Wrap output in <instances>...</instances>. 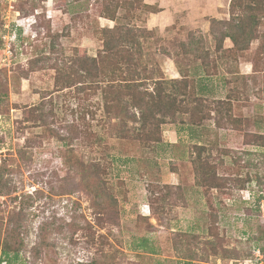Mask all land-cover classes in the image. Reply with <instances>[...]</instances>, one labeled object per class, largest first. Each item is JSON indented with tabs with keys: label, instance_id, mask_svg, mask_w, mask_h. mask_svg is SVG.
Listing matches in <instances>:
<instances>
[{
	"label": "rangeland",
	"instance_id": "1",
	"mask_svg": "<svg viewBox=\"0 0 264 264\" xmlns=\"http://www.w3.org/2000/svg\"><path fill=\"white\" fill-rule=\"evenodd\" d=\"M121 1L116 20L105 18ZM146 1L0 0V219L24 241L20 264H238L264 250V146L247 138L264 134L259 41L233 60L216 51L226 27L211 28L227 3ZM117 25L152 31L143 45L154 78L197 81L210 66L218 76L203 96L211 108L232 100L241 125L217 128L213 112L200 140L179 130L180 116L149 147L134 138L132 108L122 114L129 126L114 127L102 122L101 93L58 91L56 69L96 57L101 29ZM184 48L211 54L206 62ZM199 145L225 187L197 184Z\"/></svg>",
	"mask_w": 264,
	"mask_h": 264
},
{
	"label": "trees",
	"instance_id": "2",
	"mask_svg": "<svg viewBox=\"0 0 264 264\" xmlns=\"http://www.w3.org/2000/svg\"><path fill=\"white\" fill-rule=\"evenodd\" d=\"M107 1L116 2V0ZM228 1L230 19L213 18L211 22V28L214 25L226 27V31H223L217 40L216 51L236 60L240 52L250 50L253 43L259 41L257 53L259 58L263 59L264 34L261 28L264 26V0ZM122 5V1L116 2L115 10L107 5L105 18L115 21L117 11L122 8ZM151 6L144 4L147 8ZM151 12L158 13L159 10ZM100 34L103 48L99 54L96 57L77 55L71 69L59 66L56 69V87L58 91L77 87L89 91L92 96L101 93L105 116L103 124L128 127L129 123L122 118V114L125 107H130L135 111L130 120L138 125L134 129V138L149 147L160 144L163 136L162 127L169 123L177 124L180 116L182 118L179 121V130L181 132L187 130L192 138L200 140L203 139L204 132H210L205 123L213 119V116H215L217 128H222L224 122H228L235 128L241 125L242 120L230 114L234 109L232 100L213 99L211 103L214 106L211 108L208 98L203 96L214 93L212 78L218 76L217 73H211V67L207 64L199 68L206 75H198L197 81L195 79L187 81L186 77L182 79H165L163 76L154 78L145 62L146 54L143 45L144 40L151 38L152 31L133 28H127L124 31L117 25L114 28H102ZM226 40L232 42L231 48L224 49ZM184 51L206 62L211 54L210 51H201V49L184 48ZM211 63L212 61L209 65ZM215 66L214 64V69ZM224 81L228 82L227 79ZM150 82H152V89L149 87ZM29 110L30 113L33 112V115L36 112H42L40 107H31ZM213 112L215 115L212 116ZM223 112L226 114L224 115ZM186 115L189 117L188 122L183 119ZM40 117L42 118L41 115ZM117 119L119 121H116ZM247 138L254 140V145L264 146V134H247ZM204 150V147L199 145V153L194 161L197 184L209 190L225 187L227 180L220 177L211 163L202 157ZM1 179L0 171V185ZM4 226V220L0 219V262L20 264L24 241L12 222L9 221L5 229ZM145 242L143 241V246Z\"/></svg>",
	"mask_w": 264,
	"mask_h": 264
},
{
	"label": "built area",
	"instance_id": "3",
	"mask_svg": "<svg viewBox=\"0 0 264 264\" xmlns=\"http://www.w3.org/2000/svg\"><path fill=\"white\" fill-rule=\"evenodd\" d=\"M238 264H264V251L258 247L253 251V257L239 261Z\"/></svg>",
	"mask_w": 264,
	"mask_h": 264
},
{
	"label": "crops",
	"instance_id": "4",
	"mask_svg": "<svg viewBox=\"0 0 264 264\" xmlns=\"http://www.w3.org/2000/svg\"><path fill=\"white\" fill-rule=\"evenodd\" d=\"M148 4H152L151 3V1L150 0H147L146 1ZM215 2H216V4L218 5V4H224V3H227L228 4V8H229V1L228 0H215ZM224 2V3H223ZM229 13V12H228ZM230 19V13L228 14V15H226V17H224V18H220L219 20H229ZM231 44H232V42H231ZM233 46V44L231 45V47ZM172 71H174L175 72V70L174 69H171L170 70V72H172ZM173 72V73H174ZM174 76H175V73H174ZM170 143H172V144H176V143H174V141L173 142H170Z\"/></svg>",
	"mask_w": 264,
	"mask_h": 264
}]
</instances>
